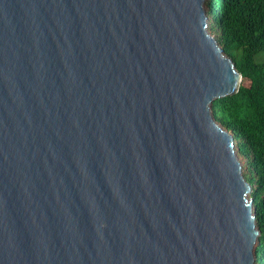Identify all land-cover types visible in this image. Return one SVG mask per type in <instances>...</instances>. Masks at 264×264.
<instances>
[{
    "label": "water",
    "instance_id": "95a60500",
    "mask_svg": "<svg viewBox=\"0 0 264 264\" xmlns=\"http://www.w3.org/2000/svg\"><path fill=\"white\" fill-rule=\"evenodd\" d=\"M202 2L0 0V264H256Z\"/></svg>",
    "mask_w": 264,
    "mask_h": 264
},
{
    "label": "trees",
    "instance_id": "16d2710c",
    "mask_svg": "<svg viewBox=\"0 0 264 264\" xmlns=\"http://www.w3.org/2000/svg\"><path fill=\"white\" fill-rule=\"evenodd\" d=\"M210 32L241 75L237 91L216 99L214 120L232 136L242 175L250 183L258 237L256 264H264V0H205Z\"/></svg>",
    "mask_w": 264,
    "mask_h": 264
},
{
    "label": "rangeland",
    "instance_id": "374dc122",
    "mask_svg": "<svg viewBox=\"0 0 264 264\" xmlns=\"http://www.w3.org/2000/svg\"><path fill=\"white\" fill-rule=\"evenodd\" d=\"M204 5H205V0H203V2H202V8L204 9ZM237 158H238V156H237ZM239 159V158H238ZM239 161H241L240 159H239Z\"/></svg>",
    "mask_w": 264,
    "mask_h": 264
}]
</instances>
